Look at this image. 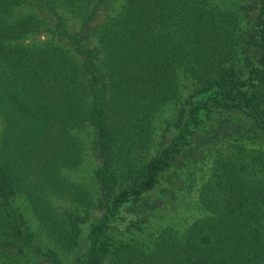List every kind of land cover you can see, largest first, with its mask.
I'll return each instance as SVG.
<instances>
[{
	"label": "trees",
	"instance_id": "16d2710c",
	"mask_svg": "<svg viewBox=\"0 0 264 264\" xmlns=\"http://www.w3.org/2000/svg\"><path fill=\"white\" fill-rule=\"evenodd\" d=\"M233 5L0 0V264H264V0L251 13ZM216 112L210 137L222 145L200 215L115 242L110 230L164 202L176 161ZM85 130L95 189L67 175L86 158Z\"/></svg>",
	"mask_w": 264,
	"mask_h": 264
},
{
	"label": "rangeland",
	"instance_id": "374dc122",
	"mask_svg": "<svg viewBox=\"0 0 264 264\" xmlns=\"http://www.w3.org/2000/svg\"><path fill=\"white\" fill-rule=\"evenodd\" d=\"M254 0H232L233 6L240 7L241 12L248 10L249 13L252 10L249 4ZM239 4V5H237ZM243 30L240 37H245V27L248 18H243ZM251 17L249 18V21ZM189 93V88L183 89V95L181 103L185 100ZM180 102L176 101V104L165 106L159 114L156 116V132L165 126V123L170 121L175 115L177 109L181 106ZM221 113L216 112L213 120L207 122V124L194 136L195 146L193 151L188 154L185 159H178L174 165V169L167 177L166 188L160 194L163 197V203L153 209L146 210V213L150 215L149 221L139 223L136 227L129 231H119L117 229L110 230V236L116 241L132 240V237L141 238L146 236V233L150 230H159L160 227L165 225H183L185 222L193 220L200 215L202 208L199 206V196L201 194L204 183L209 180V168L211 167L213 151L222 145V142L215 143L219 140L210 137L215 134V129L219 127V121L223 117ZM238 120V119H237ZM91 130V129H90ZM81 138L84 140L87 147V154L83 164L73 171H68L67 175L70 179L87 185L91 189L97 187L93 170L99 163V158L96 155L93 147L91 146L92 132L89 130L79 132ZM160 137L157 135V140ZM225 144V142H223ZM95 195V194H94ZM55 203L58 206L69 205L68 202L63 200H56ZM18 206L26 216L29 228L31 230H37V221H35L31 214L27 203L18 199ZM61 208V207H58ZM158 208V209H157ZM177 227V226H176ZM83 251V247L77 248L67 258V261H72L74 257ZM66 262V261H65Z\"/></svg>",
	"mask_w": 264,
	"mask_h": 264
}]
</instances>
